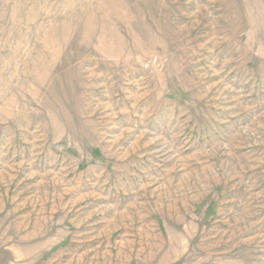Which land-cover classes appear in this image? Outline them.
<instances>
[{"label": "rangeland", "instance_id": "obj_1", "mask_svg": "<svg viewBox=\"0 0 264 264\" xmlns=\"http://www.w3.org/2000/svg\"><path fill=\"white\" fill-rule=\"evenodd\" d=\"M0 264H264V0H0Z\"/></svg>", "mask_w": 264, "mask_h": 264}]
</instances>
